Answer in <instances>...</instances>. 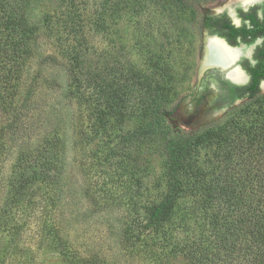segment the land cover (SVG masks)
Segmentation results:
<instances>
[{
    "label": "trees",
    "instance_id": "trees-1",
    "mask_svg": "<svg viewBox=\"0 0 264 264\" xmlns=\"http://www.w3.org/2000/svg\"><path fill=\"white\" fill-rule=\"evenodd\" d=\"M46 1L0 0V152L19 143L6 204L23 207L36 190L48 205L57 204L63 132L52 127L32 136L35 141L23 138L41 77V70L32 78L29 70L43 36L66 61L62 65L51 53L41 58L42 64L66 67L71 93L87 111L80 124L82 141L95 136L102 144L109 137L116 172L136 174L140 187L142 168L152 156L159 153L165 160L159 198L132 204L135 214L124 229L126 249L152 264H264V94L259 88L241 94L259 105L237 107L243 111L236 118L189 132L174 129L168 119L180 102L175 64L185 50L181 31H176L175 45H163L150 56V70H140L119 52L95 55L86 28H91L88 22L107 31L118 27L122 14L143 0H104L96 18V13L88 17L86 0H60L43 11ZM164 1L190 17L183 37L198 53L206 19L200 8L217 0ZM167 29L171 32V24ZM54 232L64 263L113 264L78 256L62 230Z\"/></svg>",
    "mask_w": 264,
    "mask_h": 264
},
{
    "label": "rangeland",
    "instance_id": "rangeland-1",
    "mask_svg": "<svg viewBox=\"0 0 264 264\" xmlns=\"http://www.w3.org/2000/svg\"><path fill=\"white\" fill-rule=\"evenodd\" d=\"M86 1L88 17L93 13H96L93 18L100 17L104 0ZM225 1L203 4L200 14L217 13ZM59 2L48 0L41 10H52ZM189 21L187 13L169 7L164 0H143L138 8L127 9L124 16L122 14L118 27L113 25L107 31L89 22L87 25L91 28L86 26L95 55L112 56L119 52L123 59L147 71L151 68L150 56L155 57L161 48L164 49L163 45H175L176 31H181L180 39L184 41L185 50L179 52L175 64L180 77L175 91L180 102L168 121L174 129L183 132L217 121L224 122L230 116L236 118V112L239 115L240 110L243 111V108L237 107L242 105H259L246 97L230 108L219 109L218 96L209 90L202 101H192L190 96L195 90L202 53L188 47L183 37L185 27L189 29ZM169 24L171 32L167 29ZM51 53L59 56L60 62L65 65L66 60L59 54L58 48L42 36L38 54L29 70L31 78L41 70L38 73L41 77L33 107L25 118V126L31 129L26 128L28 134L23 138L29 137L26 141H35L36 138L32 136L43 135L52 127L63 132V172L57 204L48 205L41 198L40 190L31 192L30 199L25 201L23 207L12 208L6 204L10 195L8 178L19 143L12 147L14 150L0 152V264H66L56 243L55 228H59V232L62 230L72 251L80 257L104 263L108 260L113 264H152L142 254L126 249L124 229L135 214L132 207L134 202L145 203L159 198L165 186V160L159 153L152 156L151 164L142 168L145 171L140 187L141 182L136 180V174L116 172L115 159L109 150L112 145L109 137L106 142L101 139L102 144L95 136L89 141L85 138L83 142L80 124L87 120V111L76 102L77 95L71 93V80L66 67L61 63L42 64L41 58ZM45 79L55 85L51 87ZM18 141L23 142L21 138Z\"/></svg>",
    "mask_w": 264,
    "mask_h": 264
},
{
    "label": "flooded vegetation",
    "instance_id": "flooded-vegetation-1",
    "mask_svg": "<svg viewBox=\"0 0 264 264\" xmlns=\"http://www.w3.org/2000/svg\"><path fill=\"white\" fill-rule=\"evenodd\" d=\"M203 21L200 67L191 94L192 101H202L207 91L218 96L217 107L230 108L244 100L253 88L264 91V0H226L217 13L205 14ZM211 17L213 20H208ZM215 40L229 51L228 62L200 74L206 56L207 43ZM206 64V62H204ZM212 64V63H210ZM237 70L241 79L230 72Z\"/></svg>",
    "mask_w": 264,
    "mask_h": 264
},
{
    "label": "bare ground",
    "instance_id": "bare-ground-1",
    "mask_svg": "<svg viewBox=\"0 0 264 264\" xmlns=\"http://www.w3.org/2000/svg\"><path fill=\"white\" fill-rule=\"evenodd\" d=\"M240 1L242 3H245L250 0H240ZM207 44L208 47L204 62L208 64L210 63L215 64L213 62L217 61L222 65L228 62L230 57L229 51L224 49L221 43L215 40H209ZM230 76L233 77L234 79H241V75L237 70H233L232 72H230Z\"/></svg>",
    "mask_w": 264,
    "mask_h": 264
},
{
    "label": "water",
    "instance_id": "water-1",
    "mask_svg": "<svg viewBox=\"0 0 264 264\" xmlns=\"http://www.w3.org/2000/svg\"><path fill=\"white\" fill-rule=\"evenodd\" d=\"M214 67H216L215 64H208V63L205 64L204 61H203V64H202L201 70H200V74L204 73L205 70H208V69H211V68H214Z\"/></svg>",
    "mask_w": 264,
    "mask_h": 264
}]
</instances>
